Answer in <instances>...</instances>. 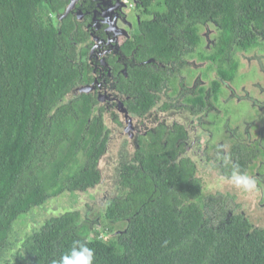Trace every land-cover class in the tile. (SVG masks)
Instances as JSON below:
<instances>
[{"label":"trees","instance_id":"1","mask_svg":"<svg viewBox=\"0 0 264 264\" xmlns=\"http://www.w3.org/2000/svg\"><path fill=\"white\" fill-rule=\"evenodd\" d=\"M166 1L168 20L148 38L162 59L181 51L170 24L193 46L197 21L219 19L223 42L215 56L224 57L237 30L245 35L253 18L259 27L264 19V0ZM56 9L52 0H0V264H58L74 241L94 251L93 264H264V230L242 215L221 219L192 177L194 165H169L155 146L144 150L149 156L138 175L145 178L121 171L122 191L107 201L99 230L79 210L47 217L35 211L65 192L94 187L106 142L102 122L88 121L92 95L69 96L79 80L73 28L56 27L49 17ZM189 23L192 31L181 33ZM238 42L252 44L247 35ZM142 105L150 106L147 99ZM24 214L43 224L13 254L10 237Z\"/></svg>","mask_w":264,"mask_h":264},{"label":"flooded vegetation","instance_id":"2","mask_svg":"<svg viewBox=\"0 0 264 264\" xmlns=\"http://www.w3.org/2000/svg\"><path fill=\"white\" fill-rule=\"evenodd\" d=\"M196 2L201 6L205 0ZM52 3L57 9L49 11V17L56 27L66 24V28L69 25L73 28L74 36L68 39L74 46L72 61L77 65L79 80L69 96L89 94L96 101L88 121L95 118L102 122L105 147L114 137L121 142L120 177L123 171L126 176L131 172L139 180L145 178L138 174L144 172L147 152H152L155 146L167 157L169 165L184 159L194 165L192 177L203 183L205 196L210 200L207 202L221 219L229 221L242 215L253 228L264 230V220H260L263 225L255 224L244 211L237 212L229 204L232 198L239 202L238 206L254 210L264 194V110L260 109V102L252 104L245 97L247 94L259 98V87L264 86V75L260 74L264 72V64L257 63L250 77L240 74L242 58L238 55L264 48V19L259 27L253 18L245 35L237 30L228 47L229 54L224 57L215 56L223 42L219 19L209 16L197 21L194 27L198 41L193 46L177 36L175 25L170 24L174 27L171 39L179 40L181 51L162 59L157 51L151 53L148 38L150 31L168 20L166 0H52ZM189 26L180 32L190 33L193 25ZM209 26L215 30L212 42L205 48L203 29ZM246 35L252 44L241 46L238 41ZM224 70L231 74L226 75ZM224 98L227 100L222 102ZM144 99L150 104L145 107L147 110L142 105ZM253 132L258 139L247 138ZM234 171L255 180V189L236 187L232 181ZM211 179H221L235 193L207 194L205 183ZM212 222L216 227L214 219Z\"/></svg>","mask_w":264,"mask_h":264},{"label":"rangeland","instance_id":"3","mask_svg":"<svg viewBox=\"0 0 264 264\" xmlns=\"http://www.w3.org/2000/svg\"><path fill=\"white\" fill-rule=\"evenodd\" d=\"M215 28L209 26L206 29H203L204 35L205 36V48H207V44H210L211 41V35L213 34ZM264 42V40H263ZM260 49V50H259ZM264 50L263 47L258 48V49H254V50H250L247 53H241L239 52L238 55L239 57L242 58V65L240 68V74H244L246 76L252 75V73L254 71H252L254 68L253 67H257V63L258 65L260 64L259 62H262L264 64V54L261 53V51ZM262 58V59H260ZM248 70V71H247ZM262 75H264V72L260 73ZM242 76V75H241ZM253 78V77H252ZM258 81L260 82V84L263 82L262 77L258 78ZM253 82H257V81H253ZM254 85L257 83H253ZM264 85V84H263ZM259 88H261L260 91V95L259 98H256V95L249 97L250 95L245 94V97L250 99L252 104H254V102H260L258 103L260 105V109L264 110V86H260ZM237 95L240 94V92H236ZM227 100V98H224L222 100V102H225ZM250 137V140H256L258 139L259 136L255 135L254 132L251 133L250 135L247 136V138ZM112 149H111V153L109 154V158L111 160V157L114 158L113 161L115 162H120L123 158V154L122 149L120 148L121 142H118L115 137L113 138V140L110 142ZM132 148H129V151ZM121 154H122V158H121ZM210 173H213L210 171H208ZM112 173V172H111ZM213 178V176H211ZM204 180V179H203ZM205 181V180H204ZM205 187H206V192L207 194H225L226 192L230 191L231 193H235L234 189L232 190L226 183H223V181L221 179L217 180V179H211L210 183H205ZM264 187V186H263ZM264 189V188H263ZM119 191V189H118ZM118 191L116 193V196L118 195ZM76 199L74 198H66L61 200L60 197H56V198H52V201H48L47 204L43 205L41 208H36L35 211H37V213L40 211V213L42 215H45L46 217L48 215L51 214H58L61 213L67 209L71 207H79L82 208L84 212H82L87 219H90L93 222V227L96 226L97 230H99L101 228V221H100V215L101 212L104 211L105 206L107 201L105 202V204H101V202L98 201V197H84V195H80V193H76ZM114 198V197H113ZM111 198V199H113ZM109 199V200H111ZM68 202V203H67ZM237 202H234L232 200V198L230 199V206L236 210L237 212H245V214L255 223V224H259V225H263L262 222L260 220H264V194H263V199L261 201H259V203H257V209H250L249 206L246 207H240L237 205ZM239 203V202H238ZM255 207V206H254ZM24 216V217H23ZM23 216H20V218H25V220H21L19 218V220L16 221L15 225H14V230L12 231L11 237H10V241L12 243V252L13 254H16V250H18L19 246V242L21 241V239L23 238L24 235H26L30 229L32 228H36L38 229L42 224H43V220L39 222H35V215L33 217H27L25 216V214ZM45 217V218H46ZM126 224H122L119 226H125ZM118 226V227H119ZM117 227V226H116ZM101 234V232H100Z\"/></svg>","mask_w":264,"mask_h":264},{"label":"water","instance_id":"4","mask_svg":"<svg viewBox=\"0 0 264 264\" xmlns=\"http://www.w3.org/2000/svg\"><path fill=\"white\" fill-rule=\"evenodd\" d=\"M110 142L107 144L106 151L102 155L98 163V169L101 173L100 181L94 187L89 188L86 191L65 192L63 195L64 199H76L77 195L75 194L80 193V195H84V197L88 198L98 197V201L101 202V204H105L106 201L116 196V193L119 189L118 181L120 176V163L113 161L114 158L112 157L111 160L108 159L112 149ZM67 210H79L81 212H84L82 208L71 207V205Z\"/></svg>","mask_w":264,"mask_h":264},{"label":"clouds","instance_id":"5","mask_svg":"<svg viewBox=\"0 0 264 264\" xmlns=\"http://www.w3.org/2000/svg\"><path fill=\"white\" fill-rule=\"evenodd\" d=\"M232 181L236 187H242L246 191L255 189L256 182L247 175L234 171ZM94 251L87 247L85 243L74 241L70 250L65 253L58 264H93Z\"/></svg>","mask_w":264,"mask_h":264}]
</instances>
